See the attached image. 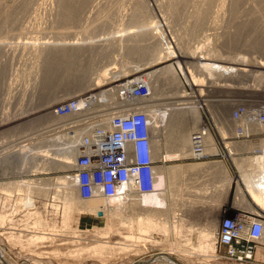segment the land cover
<instances>
[{
  "label": "bare ground",
  "instance_id": "6f19581e",
  "mask_svg": "<svg viewBox=\"0 0 264 264\" xmlns=\"http://www.w3.org/2000/svg\"><path fill=\"white\" fill-rule=\"evenodd\" d=\"M61 1L62 2L60 5V10H58L57 8L58 10L57 14L60 16L58 17L57 15L58 18L54 19L53 21L56 23L58 21H63V23L65 22V25L64 24L61 25L62 26L61 29L63 30L64 29L67 30L70 29V27H72V29L78 28L77 29L78 31L76 33H71V34L65 32L61 33L58 37L52 39L50 38L51 40L49 39L44 40L42 38L44 41H39L38 43H36L33 49V54H35L38 58L40 57L39 61H42L41 58L44 60H46V58H52L56 61H63L61 62L62 65L70 69L71 67L74 66V61L76 60L77 57L79 58L86 57L87 62L85 64L79 63V65L85 68L87 67L89 68V66L93 65V62L88 61V58H90L89 56L96 55L103 60L105 58L104 56L112 55L111 54L112 51H121V50L124 51V53L127 55L128 54L132 55L133 53H139V55L147 58L144 60L150 61L148 63L168 60L170 58H175V59L178 58L177 62L180 61V59H183L184 64L186 65L185 68L187 72H183V78L190 86L189 87L190 91L181 90V86H182L181 79L178 76L176 69H174L171 64L163 65L162 67L156 70L149 71L147 74L136 75V76H142V79L145 81L147 85H149L151 89L150 96L147 101H144V103L148 110L152 108L150 114H152V116L154 117V124L152 127V131L154 134V138L152 141L153 155L154 158L161 160L159 164L155 167V173H157L155 180V187L157 188L156 190L147 194H138V193L136 194L134 189L130 188L128 191H126V193H124V195L125 194L127 195V199H125L123 195L122 196L119 195L110 198L108 200L99 197L93 198V200H82L79 198L78 190H76L74 184V178L72 177V175L65 174L62 176L49 178L48 181L49 183H47L46 192L49 193L51 191V193H53V196L50 197L54 199V201L57 199L61 200L60 202L62 203V207H63L62 224L63 225L68 224L70 221L69 220L70 213L76 210L82 213H90V214L92 213L93 215L104 217L105 219H107L103 227L102 226L96 227V229H94L96 233L102 235V237L104 235L105 238H107V236L110 234L109 233L110 229L111 227H113L112 225L110 227V224H113L110 221L112 219L115 220V218H119L120 220L117 221L120 223L121 226L123 225V227L128 228L127 229L128 231L133 229V231L135 230L134 232H136V234H134L133 231L132 232L130 231L129 233H124L123 237L129 239L134 238L135 240H137L140 237V236L137 237V234L141 232L143 233L158 232L159 234L161 233L163 236L174 234V236L178 237V239H182L185 238L186 235L188 236L189 232H192L191 230L194 229L195 231L197 230V232L199 233L200 241L195 245L191 244L193 251H188L185 249L178 250L174 246H172L173 249L170 250L171 251L178 250L181 253L183 251H186L189 254H196V255L202 252H215L216 245L214 243L217 236V232L219 230L218 229L219 225L217 229H214L217 223V222L215 223L216 219L214 217L210 216L211 221L209 220V222H207L208 221L207 220L206 221L207 224L203 225V227L201 226L202 228L200 229H198V227L197 229H195L194 227L191 228L190 225L192 226V224H190L189 226L187 224L188 226L187 229L191 228V230L186 229L187 232L188 231L189 232L185 235H181L183 232L182 227H184V225L182 224L181 227L180 221L184 219V216L186 214L184 213L185 211L184 206L187 204L192 206L198 202L205 204L204 202L205 200H203V198L196 197V199L198 200L192 201V203L194 202V204H191L189 202L190 199H188V202L186 203L187 199L184 198L185 200L184 199L183 200L185 202L181 203L180 204L181 206L176 204L175 201L176 199H178L176 196L181 195L179 194L180 193L179 190L181 188L179 189L178 186L179 183L178 179H180L181 176L188 174L189 176L193 175L199 177L201 176V174H204L206 177L207 175L209 176L218 173L223 177L224 186L219 193V194L222 193L221 195L223 199L221 197L220 199H222V201H220V199L217 196L211 198L208 197L209 199L206 197L208 199V200L206 199L207 200L206 202L208 203H206L207 205L205 204L207 207L213 204L211 208L209 207L210 211L208 212L209 213L208 216L212 214L211 212H213V210L211 209L217 211L220 207V204L225 202L226 199L225 197L229 189V182L232 180V177L230 175L229 170L226 167L225 162L222 161L220 162L212 161L209 163L195 162L194 164L192 163L180 164V165L171 164L164 166L163 160L165 159L177 160L186 157H193V158L207 157L212 152L213 153L216 152L215 149L217 146H216V142L213 141L214 137L212 135V132L210 131V128L208 129L206 128L205 132L201 134V138H200L201 143L198 151L194 149L192 142V134L197 129L201 130L202 125L204 124V122L201 121L202 112H200V108L201 107L208 108L212 106L211 98H204L206 96H204V89L202 88L204 87L203 81L205 80V78L210 79V77H213L210 76V72L209 71L206 72V70L209 68L215 71L216 68L213 67V64L202 63V59H197L198 55L195 53H198L201 50L200 49L201 46H199L200 44H195L191 46L189 45L181 46L178 37H176V40H174V36H172L171 33L168 34L166 33L165 35L164 33V31L166 30L165 28L170 26L168 25L169 21H167V17H165L164 15H169V17H172L175 20L180 15V13L183 14L188 13L187 16L191 15L192 16L191 20L193 19L191 21V25L189 24L190 25L189 28L191 31L195 28L205 25L204 24L205 17L208 15L209 12L212 11V9H215V11L213 10L214 11L213 13L215 14H218V12L220 13V11H222L223 9L230 10L228 12L236 11V14L238 13V11L240 14L241 12L244 13V15L246 14L245 16L243 14L241 15L239 14V16L241 17L243 16L246 17L247 13L249 14V11H251L252 13L251 12L250 13L252 14V16H248L247 19L243 17L244 19L241 18V20H239L238 19L239 16L236 17L237 15L235 14V12L233 14L236 16H234L233 14H231L230 16L232 17L233 15L232 17L233 22H235L236 19H238V21L241 24L243 23L245 25H247V23L249 24V22H254L255 29H258L257 36L261 37L262 40H264V0H157L159 2L156 3L155 5L157 11H159V13L161 14L160 15L161 20L159 17H156L151 13V11H149L150 4L148 0H134L132 2L131 1L127 2V3H132L130 4L131 8H128V11L130 9L129 11L130 13L125 12L126 14L129 15H122V13L120 15L118 14L119 17H117L118 15L116 16L117 20L115 19L113 21L110 19L112 18L111 16L101 15L102 17H99L98 16L99 14L97 12H96L97 16L93 17L88 14L87 16H85V18H82L81 16L83 14L85 13L87 14L85 8L87 7L88 4L93 2L92 0H71L68 2H65L67 0H61ZM98 1L100 3V1L103 0H98ZM50 3L52 4L53 2ZM90 5H92L93 8V4ZM122 6L124 5H121L120 7ZM127 6H125L126 9ZM185 6H189L188 8L191 7L189 9L190 11H184L188 9L187 7L185 9ZM56 7L58 6L56 5ZM95 7L96 6H94V8ZM88 9L91 11L89 7ZM88 9L87 11H89ZM105 10L106 8L103 10L102 13H104ZM119 10L121 11V8ZM245 11L248 12L245 13ZM117 12L118 10L116 9V11H114L113 14H116ZM213 15L211 16L212 18H210L211 20L209 19L210 20L209 22L215 25L214 23L216 20H215V16ZM218 16L219 15H216V17ZM242 19L243 20L246 19L247 23H244L246 21L241 22L243 21ZM209 22L206 23L209 24ZM69 23H72L73 25L71 24L72 26H70ZM243 24L242 26H244ZM186 25L188 27V24ZM230 27L233 26L229 25V27L227 26V28H224L225 30L223 31H225V34H229L231 32ZM211 28L213 29V27ZM144 41L146 42V44H144L145 43ZM173 42H174V47H171V45H173L172 44ZM257 42L259 41H256L255 39L251 40L250 42L249 40H246L232 47V49L234 50L237 49L236 51L237 53L236 55L233 54V56L225 60L224 62L226 65H222V69H221L223 73V74L221 73L222 76L227 75L230 77V79L227 78L225 79L220 75L219 79L221 77L220 80L222 84H220L221 82L217 80V77H214L215 79H212L214 80L212 83H214L215 89L217 90L218 93H220L221 96L231 92L233 93V97H237V96L248 97V98L252 96L259 97L256 94L251 93L253 92L252 88L254 87L257 89L259 87L260 88L264 87V42L263 43L259 42L260 44L255 45ZM1 43L3 42H0V44ZM254 51H258L260 55L258 57L254 55L250 57L245 55V53L248 54ZM240 52H243L241 53L242 55L239 54ZM205 53L206 52H202L204 56L206 55ZM213 53L214 54L212 56L214 58L217 57L216 55L219 54L216 51H214ZM114 61L115 60H111V61H106L103 64L101 63L100 66L98 65L99 66L98 68L97 66L96 68L92 67L93 68L91 69L92 74H90L89 76L82 75L76 78L74 81L71 82L73 83L71 86L72 87L71 90L66 94H62L61 96L62 97L70 96V97H74V98L77 97L79 99H82V96L86 94L91 93V95H96L98 93H101L100 88H103L104 85L113 86L115 82L119 80L115 78L126 75L128 74V72H133V70L137 69L139 66L133 64L134 66H132V68L130 67H129L130 69L125 68V66H123L126 62L125 61L123 62L124 64L121 65L122 67L120 66L117 67V63H115ZM62 65L55 63L53 65L52 64L49 65L48 67L57 68ZM206 65L207 67H205ZM210 66L212 67L210 68ZM214 71L213 73H215ZM216 80L219 81L220 83H218ZM226 80H229L230 82L238 80V82L242 84L240 85L239 83H236V85L237 84L240 85V86L237 85L236 87L232 85V84L235 85L234 82L230 84L228 82H225ZM205 90L206 91L211 90L209 88V85ZM244 90L248 92H244ZM108 95L113 97V88L112 90L109 91ZM99 98L100 96L96 98V101H98ZM260 98H264V97H260ZM239 99L240 98H237L235 100L222 98L216 101H218V103L225 102L232 106L235 105L237 101H241ZM247 101L251 102L250 100ZM79 102L80 104H82L84 101L79 100ZM200 102L202 103L201 107L198 104ZM58 105H56V107ZM156 106L163 107V109L158 110ZM248 111H250V109H248ZM158 113L161 116H159ZM158 116L162 117L161 119L164 120L163 128L167 132L163 144L164 143L167 144L169 149L166 148L168 152H165L164 154H162L161 152L162 138H160V136L162 129L156 126V122H158L157 120ZM206 117L204 118V121H206ZM255 118H257V114L253 113L250 120L255 121L254 120ZM247 120H249L247 116H245V118L243 116L242 119H240V121H236L235 118L231 120L232 134H237L238 133L237 131L240 130L239 129L240 124L246 125L245 121ZM34 122H37L38 125H35L32 128H26L25 130L22 129L23 127L21 128L22 131L32 130L33 128H35L32 131H30V134H28L29 137L27 136L28 138L18 140V142H14V143H9V141H5V143L4 141L0 142V147H1L0 165L2 166V164L4 163L11 164L13 160H18V159H21L23 162H25V160L27 159L30 161L31 159H33L31 155L34 152H36L40 156V161H42V163L44 164L45 170L47 171L49 169H54L59 171L71 170L73 168V164L75 162L74 159L78 151V147L76 146L77 142L79 141L81 135L84 133L82 128L77 127L72 131H66L67 128L66 124H68L67 119L64 117H59L57 114L54 113V111L53 113L48 115L47 118L37 119ZM250 129L253 130L254 127L252 128L250 127ZM16 132L17 131H15L14 133ZM43 145L47 146V148L42 149L41 146ZM254 145L255 143L252 144V142L250 141H245V143H242L241 150L251 155L249 157L248 156L242 158L239 157V159L233 157L232 159H233L234 167L238 172L237 180H235V182L236 185H238L239 191L241 192L240 196L238 195L237 199L239 200V202L245 203L247 207L251 209L253 208L251 207L247 199L244 197V194L242 193V189L240 185V182H242L246 186L245 190L247 191L249 198L252 200L255 206L253 210H255V212H258L260 209H264V189H260L257 186V181L255 182V179H257L261 175L262 169H261L260 157L256 154L251 153L252 150L251 148H253ZM261 147H264V144H261ZM230 151L236 152L237 149L233 148L230 149ZM27 161L26 163H28ZM32 167L33 166H31L30 168ZM35 168L38 169L39 167H35ZM168 178L170 179L169 184L167 183ZM29 181L25 185L27 187L29 186L30 189L28 188L26 190L32 191L34 190V188H39L40 183H38V181L37 182L35 181L33 184H32L33 181L32 182ZM24 182H20V183L16 181L13 182L10 181L7 183L4 182L5 184L4 183L0 184V190L3 191L11 190L12 192V190L14 189L16 191L17 190L19 191V189H23L21 186H23ZM199 185L207 187L208 180L206 179ZM202 190L203 189L200 188L199 192L209 194L215 189H210V190L206 189L203 191ZM183 194L184 193H182V195ZM219 194L218 196L220 197L221 195ZM192 196H195V194H192ZM180 200H182V198ZM213 201H215V203H213ZM179 202L180 201H178V203ZM177 206L179 208H177ZM167 208H169L170 210L172 209L171 210L172 215L170 214L171 215L170 218L172 219L170 220V222H168V220L164 217L166 214L164 215L163 213L164 212L163 210H167ZM125 210L126 213L130 212L129 214H127L128 216L123 215L125 214ZM240 211L249 212L245 209L244 210L242 209ZM240 211H232L231 215ZM160 215H163L164 217L163 219L161 218L162 221L159 220ZM4 220H5V215L0 214V223H4L5 222ZM33 224H34V228L36 227L46 230L47 227L49 226L47 221L44 220L39 215V213L35 214ZM50 234H51L50 232L47 233L44 231L43 232L35 231V233L32 234L30 238L33 243H36L40 240L43 241L49 238L48 236ZM185 239H187V237ZM95 241L96 242L93 245H90L86 249L83 248L82 246L80 247V249H78L79 247L76 250L73 249V251L71 252L73 254V257L77 256L78 258L80 253H82L81 251L87 250L93 256L96 257L98 256V258L104 259L110 257V254L112 255L113 253L112 250L115 249L124 250L126 248L125 243H119L118 241L110 242V241H103L101 239H97ZM186 241H184L183 243L186 245L189 244V242ZM171 244H173V242H171L170 245ZM4 253L5 251H3V248L0 247V264H12V262L8 258L6 259ZM168 255H161L156 258L158 260L164 259V261L165 260L169 261L172 264H177L172 259L167 258ZM153 260L154 259L152 258V261Z\"/></svg>",
  "mask_w": 264,
  "mask_h": 264
},
{
  "label": "rangeland",
  "instance_id": "374dc122",
  "mask_svg": "<svg viewBox=\"0 0 264 264\" xmlns=\"http://www.w3.org/2000/svg\"><path fill=\"white\" fill-rule=\"evenodd\" d=\"M68 1L71 0H67L65 2ZM92 1L94 3L91 2L90 4H93V8L92 5L88 4L87 7L85 8L87 14L86 13H85L86 15L83 14L81 16L82 18H85V16H87L88 14L94 17L97 16L98 13L99 17L105 15L111 16L112 18L110 19L113 21L117 17H119L121 13L122 15H129L126 13L130 11V9L128 11V8H131L130 4L132 3H127V2L128 1L132 2L134 0H124V1L105 0V2L103 0L100 1V3L98 0H96V2L95 0ZM50 2L53 3L51 4ZM61 2H62L61 0L60 1L59 0H0V42H3L0 44L1 45L0 46V142L4 141L5 143V141H9V143H14V142H18V140L28 138L29 137L28 134H30V131H32L35 128L26 131H22V129L25 130L26 128H32L33 126L38 125L37 122H34L35 120L47 118L48 115L53 113L56 105L60 104L66 98L67 99L74 98L70 96L62 97L61 95L66 94L71 90L72 88L71 86L73 84L71 83L72 81H74L76 78L82 75L89 76L90 74H92L91 71V69H93L92 67L96 68L97 66L98 68L101 65V63L103 64L106 61L115 60L114 62L117 63V67L118 66L122 67L121 65L124 64L123 62L126 61L125 64L123 65L125 66V68H129V67L132 68V66L134 65L137 66L139 65L137 69L133 70V72H128V74L126 75L119 76L120 78L133 77L134 75H138V74H147L149 71L156 70L162 67L163 65L171 64L172 67L176 69L178 76L181 79V85H182L181 90L190 91L189 84H187V82L183 78V72H187L185 68L186 65L184 64L183 59H180V61L177 62L178 58L177 59L170 58L168 60L148 63L150 61L144 60L147 58L139 55V53H133L132 55L131 54L127 55L124 53V51L121 50V51H112L111 53L112 55L104 56L106 59L104 58L103 60L96 55L89 56L90 58H88V61L93 62V65L89 66V68L88 67L85 68L79 65V63L85 64L87 62L86 57H82V58L77 57L76 60L74 61V66L71 67L70 69L62 65L61 62L63 61H56L52 58H46V60L41 58L42 61H39L40 57L38 58L35 54H33V49L36 43H38L39 41H44L46 39L51 40L52 38L58 37L61 33L64 32L71 34V33H76L78 31L77 30L78 28L72 29V27H70V29L63 30L61 29L62 28L61 25L63 24L65 25V22L63 23V21H58L56 23L53 21L54 19L60 16L57 13L58 10H60ZM148 2L150 4L149 11H151V13L156 17L160 18L161 14L159 13V11H157L155 5L159 1L148 0ZM53 5L55 8L53 7ZM56 5L58 7H56ZM119 5L120 6L124 5L122 6L123 8L127 5L130 6H127V9L126 7L123 9ZM94 6L96 7L94 8ZM88 7L91 9V11L88 9ZM104 7L106 8V10L107 9L108 10L107 11L105 10V12L102 13L103 10L105 9ZM119 7L121 8V11L119 10L120 9ZM186 7L188 8L189 6H185V9ZM190 8L184 11H190L189 10ZM87 9L90 12L87 11ZM116 9L118 10V12L116 14H113L114 11H116ZM213 10L215 11V9H212V11L209 12L208 15L205 17L204 26H200L191 31L189 27L193 19L191 20L192 18L191 15L187 16L188 13L186 14L180 13V15L175 20L172 17H169V15H164L165 17H167V21H169L168 25L170 26L165 28L167 30L164 31L165 35L166 33L167 34L171 33L172 36H174V40H176V37H178L181 46H186V45L191 46L195 44H200L199 46H201L200 48L201 50L198 53H195L198 55L197 59H202V63L213 64V67L216 68L215 71L209 68L206 70V72L209 71L210 76L213 77H210V79L205 78V80L203 81L204 87H202L204 89V96H206L204 98H211L212 106L208 108L201 107L200 112H202L201 121L206 123V121H204V118L206 116H209L211 121L214 122L216 131L213 132L212 129L210 127L209 128L210 131L212 132L214 139H216L215 134L220 137L221 148L218 149V143H216L217 147L215 149L216 151L215 153H218V151L220 150L222 157L207 156L201 159H198L196 157L195 158L186 157L177 160L165 159L164 160L165 162L163 164L164 166H166L171 164L180 165V164H190V163L194 164L195 162L209 163L212 161H219V162L222 161L225 162L226 167L229 170L230 175L232 177V180L229 182V189L225 197L226 198L225 202L220 204V207L217 211L211 209L213 210V212H211L212 214L209 216H208L209 214L208 212L210 211L209 207L211 208L213 204H211L210 206L208 205L209 207H207L206 203L208 202L206 201L209 199L208 197L211 198L217 196L219 199L222 197L221 195L222 193L219 194L224 186L222 175L216 173L214 175H209V176L207 175L205 177L204 174H201V176L198 177V176H193L191 174H190L191 176H189L187 174L181 176L180 179H178L179 189L180 188L182 189V190L180 189L181 191L179 190L180 192L179 194L181 195L176 196L178 199L179 197L180 199L182 198V200L185 198L187 199L186 203L188 202V199H190L189 202L191 204H194V202L192 203V201L198 200L196 199V197H198V198H203L206 204L205 205L204 203L202 204L201 202H198L192 206L189 204L184 206V210H185L184 213L186 214L184 216L185 220L182 219L184 221L182 220L180 221L181 227L182 224L184 225V227H182L183 232L181 235L187 234L189 232V231L187 232V230H191V228L193 227L195 229H197V227L198 229L202 228L203 225L207 224L206 223L207 220H208L207 222H209V220L211 221L210 216L216 219L215 223L216 222L217 223L214 229H217L220 222L227 216H230L232 211H240L242 209L243 210L245 209L250 212H255L253 208L251 209L247 207L245 203L239 202V200L237 199L238 195L240 196L241 192L239 191L238 185H236L235 182V180H237L238 172L234 167L232 158L235 157L239 159V157L241 158L245 156L249 157L251 154L241 150L242 143H245V141H241L239 139L237 140L235 138L237 134H232L231 120L234 119L232 111L234 109H237L238 107H242L243 103H245L249 108H252V103H251L252 100L264 101V98H260V97H264L263 94L264 87L260 88L259 86H257L260 89L259 88L257 89L255 87L252 88L253 92L251 93H254L259 97H255V96L249 98L238 97V96L233 97V93L231 92L221 96L220 93H218L217 90L215 89L214 83H212L214 80L212 79H215L214 77H217V80L221 82L220 80L221 77L219 79V76L220 75L222 76L223 74L221 69H222V65H226L224 61L229 59L231 56H233V54L236 55L237 53L236 52L237 49L234 50L232 49V47L246 40H249L250 42L251 40L255 39L256 41H259L261 43H263L264 40H262L261 37L257 36L258 29H255V23L254 22H249V24L247 23L246 20L247 17L252 16L251 11H249V14L247 13L248 11H245V13H247L246 17H244L246 14L244 15V13L241 12V14L244 15L242 16L246 18L245 20H243L244 18L239 16L240 14L239 11L237 14L236 11H234L235 14L237 15L236 16L233 14L234 13L233 11L228 12L230 10L227 9H223L222 11H220V13L218 12V14L213 13L214 12ZM231 14H233L236 17L239 16L238 17L239 20L243 18L242 19L243 21L241 22L246 21L244 23H247V25L242 23L244 25L242 26V24L238 21V19H236V21L233 22L232 21L233 15L231 17L230 16ZM212 15L215 16V20H216L214 23L215 25L209 22L211 20L210 18H212L211 17ZM216 15L219 16L216 17ZM206 22L207 23L209 22L211 26ZM71 24L72 23H69L70 26L73 25ZM186 24H188V27ZM229 25L233 26L230 27L231 32L229 34H225V31L223 30H225L224 28H227V26L229 27ZM211 27H213V29ZM259 42H257L255 45L260 44ZM144 44H146V42ZM172 44L173 45H171V47H174V42ZM214 51H216L220 55L218 54L216 55L217 57L214 58L212 56L214 54L213 53ZM202 52H206L205 53L206 55L204 56ZM241 53L243 52H240L239 54ZM245 55L249 57L253 55L258 57L260 53L258 51H254L248 54L245 53ZM55 63L60 64L62 66H59L57 68L48 67L49 65L51 64L53 65ZM205 67H207V65ZM211 67L212 66H210V68ZM213 71L215 73H213ZM119 77L115 79H119ZM222 77L225 79L226 78L230 79V77L227 75H223ZM219 81L217 82L220 83ZM236 81L230 82L229 80H226L225 82H228L230 84L234 82L235 85L234 84L232 85L236 87L237 85L240 86L242 84V83L240 84L238 80ZM236 83H239L240 85L239 84L236 85ZM220 84H222V82ZM208 85L209 88L211 89L209 91L211 92L205 90L207 89ZM244 92H248V91L244 90ZM222 98L233 99V100L240 98L239 100L241 101H237L236 104L234 103L235 105L232 106L225 102L218 103V101H216ZM247 100H250L251 102ZM160 109H163V107H160ZM159 116L161 115L159 114ZM159 116L157 119L158 122H156V126L162 129L160 136V138H162L161 152L162 154H164L165 152H168L166 148L169 149V147L167 144L165 143H164L165 145L163 144L167 132L163 128L164 120H162L161 119L162 117ZM243 116L244 114L240 118L235 120L240 121V119H242ZM19 128L20 129L22 128L21 131ZM15 131H17L18 133L17 132L14 133ZM213 141L216 142L215 140ZM163 145L165 148L163 147ZM238 146L240 149L238 148ZM41 148L46 149L47 146L43 145L41 146ZM233 148L237 149V151L231 152L230 149ZM215 153L212 152L211 154H215ZM31 156L33 157V159H31L30 161L28 159H27L28 161L24 159L25 162H23L21 159H18V160H13L11 164L4 163L2 164V166L0 165V184L4 182L7 183L10 181L12 182L16 181L20 183V182H24L25 180L26 181L24 182L23 186L26 183H28L29 180L31 182L33 181L32 184L35 181L36 182L38 181V183H40V185L38 184L39 188H34V190L31 189L32 191L26 190L29 188V186L27 187L26 185L24 187L21 186L23 189H19V191L18 190L16 191L14 189L12 190V192L11 190L10 191L0 190V214L5 215V220H4L5 222L0 223V247L3 248V251H5L4 256L6 257V259L8 258L12 262V264H134L139 262L140 260H146L149 258L154 259L153 262L149 264H172L169 261L166 260L164 261V259L158 260L156 258L161 255H168V254L173 256L176 260H179L182 264H234L232 261H229L228 259H223V258L218 259L216 255L218 254L224 255L223 254L224 249L222 248L221 251L219 250V253L202 252L198 255L189 254L186 251H183L182 253L178 251L183 249L188 251H193L192 250V245L194 244L193 238L199 237V233L197 232V230L195 231L194 229L191 230L192 232H189L188 236L186 235L188 240L185 239L186 237L185 238L181 237L182 239H178V237L174 236V234L163 236L161 233L159 234L158 232L138 233L137 237L138 236L140 237L137 240H135L134 238L129 239L123 237L124 233H129L130 231L132 232L133 229L128 231L127 230L128 228L123 227V225L122 226L120 225V223L118 222L120 219L115 218V220L112 219L110 221L113 223L110 224V227L111 225L113 227H111L110 229L109 232L110 234L107 236V238H105L104 235L102 237V235L96 233L94 229H96V227H101V226L103 227L107 219H105L104 217L93 215L92 213L91 214L82 213L76 210L70 213L69 223L63 225L62 224L63 207H62V203L60 202L61 200L57 199L54 201V199L50 197L53 196V193H51V191L49 193L46 192L47 190L46 188H47V183H49L48 182L49 178L70 174V170L59 171V170L49 169L47 171L45 170V166L42 163V161H40V156L36 152H34ZM26 161L28 163H26ZM31 166L33 167L30 168ZM35 167H39V168L37 169ZM206 179L208 180L207 187L199 185ZM169 182L170 179L168 178L167 183L169 184ZM241 187L243 188L244 186L241 185ZM200 188L203 190L206 189L209 190L215 189V190L210 192L209 194L208 193L206 194L199 192ZM182 193L184 194L182 195ZM192 194H195V196H192ZM218 194L221 196L219 197ZM178 199L174 201L176 204L181 206L180 204L184 203L185 199L183 201ZM222 199H220V201H222ZM177 200L180 202L178 203ZM213 203H215V201H213ZM169 208H167V210H163L164 212L162 211L164 215L166 214L164 217L168 220V222H170V220L172 219L170 218V216L172 215V211H171L172 209L170 210ZM177 208L179 207L177 206ZM36 213H39V215L44 220L47 221L49 225L47 227V230L36 227L34 228L33 222ZM129 213L130 212L126 213L125 210V214L123 215L128 216L127 214ZM164 217L163 215H160L159 220L162 221ZM187 224L188 226L192 224V226L190 225L191 228L187 229L188 228ZM35 231L38 232L44 231L47 233L50 232L51 234L48 236L49 238L43 241L40 240L36 243H33L30 237L32 236V234L35 233ZM134 234H136V232H134ZM97 239H101L103 241H110V242L118 241L119 243H125L126 248L124 250H119V249L112 250L113 252L112 255L110 254V257L104 259L98 258V256L97 257L93 256L87 250L81 251L82 253H80L78 258L77 256L73 257V254L71 253L73 249L76 250L78 247H79L78 249H80L81 246L86 249L90 245H93L96 242L95 240ZM184 241L189 242V244L187 245L184 244L183 243ZM171 242H173L174 245L173 244L170 245ZM157 243L160 245L156 246L155 244ZM161 243H163L164 245ZM263 243H264V239H263ZM172 246H174L178 250L171 251L170 249H173ZM215 249H217L218 252V248ZM256 253H255V257L257 256L260 257V258L258 257L256 258L258 259L257 264H264V245H259L256 249Z\"/></svg>",
  "mask_w": 264,
  "mask_h": 264
},
{
  "label": "built area",
  "instance_id": "2783aa9c",
  "mask_svg": "<svg viewBox=\"0 0 264 264\" xmlns=\"http://www.w3.org/2000/svg\"><path fill=\"white\" fill-rule=\"evenodd\" d=\"M112 88L113 97L108 95ZM100 91L96 95L86 94L82 99L75 97L64 100L54 109L55 114L67 119L66 131L77 127L84 131L77 142L78 151L70 170L79 198L108 200L123 195L127 199L124 193L130 188L136 194L151 193L157 188L155 167L161 161L153 155L152 108L148 110L144 103L151 89L142 76L135 75L119 78L113 86L104 85ZM79 100L84 102L80 104ZM251 103L252 108L243 103V107L232 111L235 119L243 114L244 118H249L245 121L246 125L240 124L235 138L255 143L251 153L260 157L262 169L255 182L260 189H264V147H261L264 144V101L252 100ZM198 104L201 107L202 103ZM156 107L160 109V106ZM253 113L257 114L255 121L250 120ZM209 127L216 131L214 122L207 116L202 129L192 134L196 151L200 148L201 134ZM215 137L219 149L220 137L216 134ZM209 156L222 157L220 150ZM218 229L214 243L218 252L217 249L215 252L224 249V255H216L218 259H228L234 264L258 263L255 252L259 245H264V209L255 213L236 212L224 218Z\"/></svg>",
  "mask_w": 264,
  "mask_h": 264
},
{
  "label": "crops",
  "instance_id": "0c3cea01",
  "mask_svg": "<svg viewBox=\"0 0 264 264\" xmlns=\"http://www.w3.org/2000/svg\"><path fill=\"white\" fill-rule=\"evenodd\" d=\"M240 184L241 185H243L244 187L242 188L241 187V189H242V193L244 194V197L247 199V201L249 202V204L251 205V207H253V208H255V206H254V204H253V202H252V200L249 198V196H248V194H247V191L245 190L246 189V186L242 183V182H240ZM232 203H233V200H232ZM233 205V204H232ZM250 212V211H249ZM198 238H200V237H197V238H193L194 239V241H193V243L194 244H197V242L199 241V239ZM191 239V238H190ZM161 244H163V243H161ZM156 246H158V245H160V244H155ZM154 245V246H155ZM164 245V244H163ZM256 253V252H255ZM257 254V253H256ZM258 257V256H257ZM257 257H255V258H257ZM258 258H260V257H258Z\"/></svg>",
  "mask_w": 264,
  "mask_h": 264
},
{
  "label": "water",
  "instance_id": "95a60500",
  "mask_svg": "<svg viewBox=\"0 0 264 264\" xmlns=\"http://www.w3.org/2000/svg\"><path fill=\"white\" fill-rule=\"evenodd\" d=\"M167 258H170L172 259L173 261H175L177 264H182L179 260H176L173 256L171 255H168ZM152 258H149V259H146V260H140L139 262L137 263H134V264H149V263H152Z\"/></svg>",
  "mask_w": 264,
  "mask_h": 264
}]
</instances>
